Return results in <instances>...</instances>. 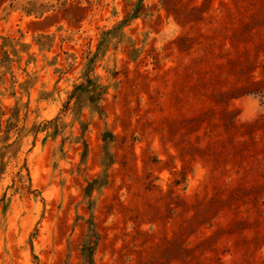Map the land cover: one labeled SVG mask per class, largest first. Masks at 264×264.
Segmentation results:
<instances>
[{"label":"rangeland","instance_id":"rangeland-1","mask_svg":"<svg viewBox=\"0 0 264 264\" xmlns=\"http://www.w3.org/2000/svg\"><path fill=\"white\" fill-rule=\"evenodd\" d=\"M245 75L264 0H0V264H264Z\"/></svg>","mask_w":264,"mask_h":264},{"label":"trees","instance_id":"trees-1","mask_svg":"<svg viewBox=\"0 0 264 264\" xmlns=\"http://www.w3.org/2000/svg\"><path fill=\"white\" fill-rule=\"evenodd\" d=\"M235 66H236V68H239L240 66L241 67L242 66L243 67L245 66V69L244 70H246V69L251 70V65L249 64L248 59L243 60L241 62L240 61H237L235 63ZM244 74H246V73H244ZM244 80L246 82L244 84L239 85V87H237V90L242 91L244 94H248V93L257 94V93H262V91L264 90V80L253 81L248 76H246V78H244Z\"/></svg>","mask_w":264,"mask_h":264}]
</instances>
